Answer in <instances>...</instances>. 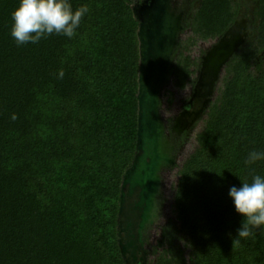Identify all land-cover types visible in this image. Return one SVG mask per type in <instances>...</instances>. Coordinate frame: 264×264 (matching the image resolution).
<instances>
[{
  "label": "trees",
  "instance_id": "trees-1",
  "mask_svg": "<svg viewBox=\"0 0 264 264\" xmlns=\"http://www.w3.org/2000/svg\"><path fill=\"white\" fill-rule=\"evenodd\" d=\"M141 1L69 0L88 8L72 37L18 45L19 0H0V264H126L119 210L138 144ZM240 10V1L201 0L187 19L160 95L168 110L175 89L196 81L202 57L191 49L215 44ZM254 14L193 126L190 151L173 166L183 248L175 254L165 231L146 264H180L186 250L192 264H264V227L238 239L243 218L228 195L264 176V160L246 163L264 152V0Z\"/></svg>",
  "mask_w": 264,
  "mask_h": 264
},
{
  "label": "water",
  "instance_id": "water-1",
  "mask_svg": "<svg viewBox=\"0 0 264 264\" xmlns=\"http://www.w3.org/2000/svg\"><path fill=\"white\" fill-rule=\"evenodd\" d=\"M149 1L150 0H142L137 4V7L147 4ZM160 3V0H155V4L151 9L153 11H158L159 13L158 7L160 5L158 4ZM135 11L140 21H142V18L139 15L140 13L137 11L136 7ZM181 18L182 15L178 18L179 24ZM162 25L163 24L160 21L159 26L163 27ZM159 26L156 29L155 24L153 25L152 19H144L141 22L139 30L142 58L139 76L138 144L132 166L127 169L123 178L119 210V243L126 264H129L127 253L130 252L129 248L133 245L128 241L125 234L132 226V218L130 219V216L126 214L128 202L127 187L129 184H132V186L136 185L141 188V192L138 193V201L139 204H144L145 206L141 222L138 224L137 228V231H139L141 236L143 229L145 228V223L150 216L149 213L152 208L154 195L160 184L161 179L159 171L161 166L163 162L171 163L173 161L161 151V141L165 130L164 124L161 121L160 95L162 92V83L164 82L166 75L169 73V57L172 53V45L176 40V32L169 33L171 38L169 37V44L167 43L166 45V39L162 33L159 32ZM149 28L151 30H149ZM248 36L247 20L244 18H238L225 31L220 39L202 56L199 80L194 88L195 93L193 99L198 96H203L206 99L200 108H195L190 104L189 106H191V108L186 109L182 113V117H187L185 122H181L182 119L178 118L173 126L174 131L179 133L182 127H185L188 124L192 125L200 119L204 110L208 107L213 98L216 83L225 64L232 58L237 49L247 41ZM157 66L159 68H157ZM137 260L140 264H146V253Z\"/></svg>",
  "mask_w": 264,
  "mask_h": 264
},
{
  "label": "rangeland",
  "instance_id": "rangeland-1",
  "mask_svg": "<svg viewBox=\"0 0 264 264\" xmlns=\"http://www.w3.org/2000/svg\"><path fill=\"white\" fill-rule=\"evenodd\" d=\"M240 1L241 4V14L240 18H244L247 20L248 26V35H250L253 31V23L255 19V7L257 0H235ZM149 2L153 3L154 6L155 0H150ZM148 2V3H149ZM139 2L135 3V7L137 11L140 13L141 20L144 19H152L153 25L155 24L156 29L160 25L161 15L158 11H153L150 6L148 8L147 4L141 5V7H137ZM201 0H170L168 6V13L165 17V20L162 21V26H159V32L166 39V45L169 41V32L168 26L174 25L176 18L181 15L182 12L187 14L183 17L184 21L187 23V19L192 16L195 9L200 6ZM146 10L147 13H146ZM182 11V12H181ZM142 15V16H141ZM182 19V23L184 24ZM177 38L179 41L185 36L186 31L179 33ZM171 38V37H170ZM212 46V43L209 42L202 43L198 48H192L191 54L194 57L201 58L205 51ZM167 47V46H166ZM170 49V47H169ZM168 56V54H167ZM170 58V57H169ZM157 68H159L157 66ZM198 76V75H197ZM169 75L167 74L164 82L161 86V91L165 87V85L171 86V84L167 81ZM194 85V84H193ZM193 85H189L185 90H177L175 89V100L174 104L168 110V105L166 102L160 105V114L161 121L164 124V135L161 141V151L164 155L168 156L173 161L171 163L163 162L161 169L159 171L160 174V184L158 190L156 191L152 203V208L150 210V216L145 223V227L147 232V238L149 240L148 244L144 241L143 233L140 236L139 231H137L138 224L141 222V217L144 211V204H139L138 193L141 192V188L136 185L129 184L127 187V210L126 214L132 218V226L127 230L126 238L133 245L130 246V252L127 253V257L129 259V264H136L137 259L144 253L147 252L148 255L152 252V250L156 246V242L158 238H161L162 234L167 231L168 236L167 243L169 246H172L174 253L178 254L180 250L183 248L184 240L183 235L178 233V222L172 214V203H173V192L171 190V182L173 179L174 173V165L179 162L181 159L185 158L188 152L192 147V140L190 134L193 132L194 127H182L181 131L178 135H173L169 133L171 127L174 126L175 119L179 116L182 111L183 105L188 101L190 96L193 93ZM128 218V220H129ZM143 242V243H142ZM190 252L186 250L183 252V256L185 257L183 260H180V264H192L191 259L189 258Z\"/></svg>",
  "mask_w": 264,
  "mask_h": 264
},
{
  "label": "clouds",
  "instance_id": "clouds-1",
  "mask_svg": "<svg viewBox=\"0 0 264 264\" xmlns=\"http://www.w3.org/2000/svg\"><path fill=\"white\" fill-rule=\"evenodd\" d=\"M87 12L86 6L73 10L69 0H19L12 12L11 36L18 45L36 44L53 33L72 37ZM258 160H264V152L252 151L246 163L254 164ZM228 195L243 218L237 229L238 239L264 227V176L256 174L250 183L242 181L239 187L231 186Z\"/></svg>",
  "mask_w": 264,
  "mask_h": 264
},
{
  "label": "flooded vegetation",
  "instance_id": "flooded-vegetation-1",
  "mask_svg": "<svg viewBox=\"0 0 264 264\" xmlns=\"http://www.w3.org/2000/svg\"><path fill=\"white\" fill-rule=\"evenodd\" d=\"M161 1V3L160 4H158V5H160L159 7H158V10H159V14L161 15V20L163 21V19L165 20V17L167 16V13H168V6H169V1L170 0H160ZM167 1V2H166ZM167 3V4H166ZM153 3H151V2H149V3H147V6H148V8H150V6L151 7H153V5H152ZM155 4V3H154ZM167 5V6H166ZM146 11H148V10H146ZM182 12V11H181ZM181 15H182V18H181V22H180V24L178 23V18H179V16L176 18V20H175V24L174 25H169L168 26V32L169 33H171V32H176V40H175V42H174V44L172 45V53H171V55H170V63H169V66H168V71H169V69H170V66H171V64H172V59H173V56H174V53H175V50H176V48H177V45H178V41H179V38H177L178 37V35H180L179 33H182V32H184V31H186V26H185V21H184V19H183V17L184 16H186L187 14H185L184 12H182L181 13ZM165 16V17H164ZM182 19H183V22H184V24L182 23ZM161 21V22H162ZM142 22V21H141ZM181 26H179V25ZM140 25H141V23H140ZM169 28H170V30H169ZM149 30H151L150 28H149ZM168 44H169V41H168ZM168 75H169V73H168ZM198 80H199V73H198V76H197V78H196V81H195V83H194V85H193V93H192V95L190 96V98L188 99V101H186V103L183 105V108H182V111L180 112V114H179V116L175 119V122H174V124L177 122V119L178 118H181L182 120H181V122H185V119L187 118V117H182V113L186 110V109H190L191 108V106H189L190 104L191 105H193L195 108H200L203 104H204V101H205V97H203V96H198L197 98H194L193 99V95H194V93H195V90H194V88H195V86H196V84L198 83ZM203 93H204V91H203ZM198 121V120H197ZM196 121V122H197ZM195 122V123H196ZM195 123L194 124H188L186 127H192V126H194L195 125ZM182 124V123H181ZM183 124H185V123H183ZM146 253V255H147V252H144L141 256H143L144 254ZM140 256V257H141ZM148 258V257H147ZM136 264H140L139 263V261L137 260V263Z\"/></svg>",
  "mask_w": 264,
  "mask_h": 264
}]
</instances>
